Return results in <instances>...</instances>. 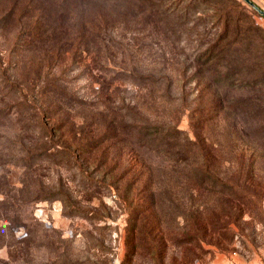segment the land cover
<instances>
[{
    "label": "rangeland",
    "instance_id": "rangeland-1",
    "mask_svg": "<svg viewBox=\"0 0 264 264\" xmlns=\"http://www.w3.org/2000/svg\"><path fill=\"white\" fill-rule=\"evenodd\" d=\"M241 1L263 49L211 61L200 13L0 0V264H264V16Z\"/></svg>",
    "mask_w": 264,
    "mask_h": 264
},
{
    "label": "trees",
    "instance_id": "trees-1",
    "mask_svg": "<svg viewBox=\"0 0 264 264\" xmlns=\"http://www.w3.org/2000/svg\"><path fill=\"white\" fill-rule=\"evenodd\" d=\"M63 3H58L61 6L62 16L67 18L70 12L66 10L62 5H66L68 0H58ZM72 2H95L97 0H70ZM120 2H127L128 0H118ZM130 1V0H129ZM135 1V0H134ZM138 3H143L154 8L158 16L165 21H177L182 20L183 23H187L190 17L200 13L204 18H210L215 22L222 24V30L217 40L208 47L207 59L213 60L219 54L224 53V60L226 54L230 51L231 43L233 41L241 42V45H246L247 48H254L256 50H262V44L259 40L263 39L262 29L258 27L253 19V15L249 12L241 0H136ZM56 4V3H54ZM16 10V9H14ZM14 14L15 19H21L23 11L22 8L16 10ZM53 17V16H52ZM20 20H18L19 22ZM35 29V28H33ZM245 50V49H244ZM248 50V49H247ZM260 64L258 77L262 79L264 84V66H261L264 61L257 57ZM257 62V63H258ZM240 63L244 64L242 60ZM225 67V66H224ZM227 68V66L225 67ZM221 107L223 104L220 102ZM200 132V131H199ZM198 171H201L199 169ZM206 173V172H205ZM203 171L201 172V175ZM149 208H154V198L150 195ZM137 229V228H136ZM139 243V239H138ZM156 246L151 244V252H156ZM155 249V250H154ZM135 250V248H134ZM155 255V254H154Z\"/></svg>",
    "mask_w": 264,
    "mask_h": 264
},
{
    "label": "water",
    "instance_id": "water-1",
    "mask_svg": "<svg viewBox=\"0 0 264 264\" xmlns=\"http://www.w3.org/2000/svg\"><path fill=\"white\" fill-rule=\"evenodd\" d=\"M261 16H264V10H262L258 5H256L252 0H243Z\"/></svg>",
    "mask_w": 264,
    "mask_h": 264
}]
</instances>
